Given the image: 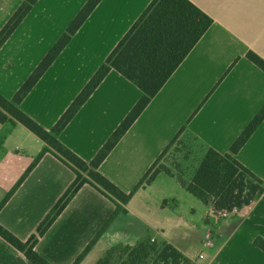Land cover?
Listing matches in <instances>:
<instances>
[{
    "label": "crops",
    "instance_id": "1",
    "mask_svg": "<svg viewBox=\"0 0 264 264\" xmlns=\"http://www.w3.org/2000/svg\"><path fill=\"white\" fill-rule=\"evenodd\" d=\"M25 1L0 0V31ZM87 1L39 0L33 6L0 49L3 97L13 99ZM152 1L102 0L19 105L21 111L52 130ZM189 1L212 25L99 167L125 193L134 190L183 127L205 147L227 154L264 105V71L247 58L253 52L264 60V0ZM142 95L112 70L59 140L91 162ZM44 147L21 123H0V204ZM235 157L264 180V121ZM74 180L71 169L46 154L0 211V224L28 240ZM115 209L85 185L36 251L51 264H73ZM124 209L80 264H97L111 248L134 246L146 236L171 244L193 264H264V251L255 244L264 240V194L216 224L209 220L211 205L187 192L175 174L162 172ZM210 236L216 240L212 248L205 246ZM0 264L33 263L0 237Z\"/></svg>",
    "mask_w": 264,
    "mask_h": 264
},
{
    "label": "trees",
    "instance_id": "2",
    "mask_svg": "<svg viewBox=\"0 0 264 264\" xmlns=\"http://www.w3.org/2000/svg\"><path fill=\"white\" fill-rule=\"evenodd\" d=\"M38 1L26 0L3 27L0 31V49ZM101 1H87L13 99L8 100L0 94V123H21L45 143V147L35 162L0 204V211L46 154L53 155L75 174L72 185L40 224L37 232L28 240L18 239L0 224V237L23 253L33 264H51L36 251V245L75 195L85 185H89L111 201L116 209L95 238L73 263L80 264L116 216L126 212L124 206L141 187L150 184L159 173L163 172L169 176H174L171 169L157 168V166L175 142L183 134H186L184 133L185 127H183L130 193L121 191L99 172L101 164L212 25L213 20L189 0H153L52 130L44 129L19 108V105ZM247 58L264 71V60L262 58L253 52H249ZM237 61L232 64L230 69ZM112 70L119 72L135 84L143 95L94 159L91 162H86L64 146L58 137ZM263 121L264 105L232 144L230 152L227 154H221L205 147L196 138L186 134L197 142L195 151L201 150L204 154L199 156L197 165L190 173L188 180L185 179L186 172L184 173V171L177 168L179 173L175 176L181 185L205 205H211L215 211L241 210L260 198L264 194V180L241 164L235 155L247 143ZM255 244L264 251V240L256 239ZM97 264L193 263L171 244L157 242L152 240L150 236H146L134 246H115L111 248L99 259Z\"/></svg>",
    "mask_w": 264,
    "mask_h": 264
},
{
    "label": "rangeland",
    "instance_id": "3",
    "mask_svg": "<svg viewBox=\"0 0 264 264\" xmlns=\"http://www.w3.org/2000/svg\"><path fill=\"white\" fill-rule=\"evenodd\" d=\"M196 149L197 142L193 138L183 134L163 157L157 168L165 167L171 169L176 175L179 173L177 171V168H179L184 173L186 172L187 177L191 173V170H194L201 155L199 150L195 151Z\"/></svg>",
    "mask_w": 264,
    "mask_h": 264
},
{
    "label": "built area",
    "instance_id": "4",
    "mask_svg": "<svg viewBox=\"0 0 264 264\" xmlns=\"http://www.w3.org/2000/svg\"><path fill=\"white\" fill-rule=\"evenodd\" d=\"M237 211V210H234ZM234 211H228V210H222V211H215L211 212L209 214V220L213 221L214 223L218 224L223 220H226L229 218V216L234 212ZM216 240L212 236H210L206 241H205V246L212 248L215 247ZM203 255H200V258H203Z\"/></svg>",
    "mask_w": 264,
    "mask_h": 264
}]
</instances>
